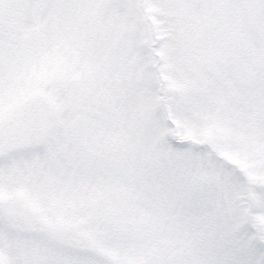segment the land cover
<instances>
[{"label":"snow or ice","instance_id":"6c2138e0","mask_svg":"<svg viewBox=\"0 0 264 264\" xmlns=\"http://www.w3.org/2000/svg\"><path fill=\"white\" fill-rule=\"evenodd\" d=\"M0 264H264V0H0Z\"/></svg>","mask_w":264,"mask_h":264}]
</instances>
